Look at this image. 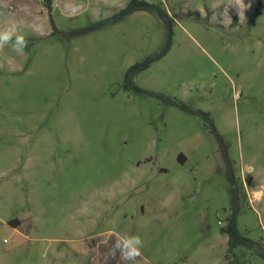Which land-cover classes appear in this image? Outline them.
<instances>
[{"label":"rangeland","instance_id":"1","mask_svg":"<svg viewBox=\"0 0 264 264\" xmlns=\"http://www.w3.org/2000/svg\"><path fill=\"white\" fill-rule=\"evenodd\" d=\"M49 1L0 0V264H264V0Z\"/></svg>","mask_w":264,"mask_h":264},{"label":"trees","instance_id":"2","mask_svg":"<svg viewBox=\"0 0 264 264\" xmlns=\"http://www.w3.org/2000/svg\"><path fill=\"white\" fill-rule=\"evenodd\" d=\"M129 10H131V12L133 11H137V10H143V11H155L159 14V16L162 19L166 18V13L162 10L157 9L156 7H154L151 4H148L144 1H137V0H132L131 4L129 5ZM119 20V18H117L115 21ZM52 25H54V23H52ZM168 51V48H166L162 53L160 54L158 58H161L166 52ZM153 60H150L149 62H147V64L141 66L138 68V66H134L132 68H130L125 76V84H124V88L126 90L128 89H133L134 91H136L137 93H148L145 92L144 90L140 89L139 87L135 86L134 83L132 82V78L134 76V74L139 71V70H143L145 68H147L149 66V64L152 62ZM150 95H152L151 93H148ZM181 107H183V105H180ZM201 113V112H200ZM202 115L206 116L207 114L201 113ZM213 132L216 136V138L218 139V141L221 144V152L223 154V157L225 159V161L227 163H229V158L227 156V151L226 148L224 146H222L223 141L222 138L220 136V134L217 133V131L213 128ZM228 180L230 182L231 185V194H232V202H233V209H232V214L230 215L227 225L225 228L222 229V233L228 235L229 240H228V245H229V251L234 250L238 245H245L248 248H254L256 246V243L253 242L252 240L244 237L239 229H238V224H237V217L239 214V192L237 189V183L235 178L233 177L232 173H228ZM264 256V255H263Z\"/></svg>","mask_w":264,"mask_h":264},{"label":"clouds","instance_id":"3","mask_svg":"<svg viewBox=\"0 0 264 264\" xmlns=\"http://www.w3.org/2000/svg\"><path fill=\"white\" fill-rule=\"evenodd\" d=\"M236 3L243 6V0H236ZM9 38L8 33L0 35V47H3ZM18 41L23 43L22 37H17ZM22 50V49H18ZM143 247V241L139 236L125 235L117 236L114 243L112 244L111 254L113 257L117 253L120 254V259L124 264H136L137 258L141 256V249Z\"/></svg>","mask_w":264,"mask_h":264},{"label":"flooded vegetation","instance_id":"4","mask_svg":"<svg viewBox=\"0 0 264 264\" xmlns=\"http://www.w3.org/2000/svg\"><path fill=\"white\" fill-rule=\"evenodd\" d=\"M45 4L47 5V0H45ZM130 13H131V10H129V7H128L121 13V16L123 17L127 14H130Z\"/></svg>","mask_w":264,"mask_h":264},{"label":"water","instance_id":"5","mask_svg":"<svg viewBox=\"0 0 264 264\" xmlns=\"http://www.w3.org/2000/svg\"><path fill=\"white\" fill-rule=\"evenodd\" d=\"M47 4H50V1L49 0H47Z\"/></svg>","mask_w":264,"mask_h":264},{"label":"crops","instance_id":"6","mask_svg":"<svg viewBox=\"0 0 264 264\" xmlns=\"http://www.w3.org/2000/svg\"><path fill=\"white\" fill-rule=\"evenodd\" d=\"M225 235H226V234H225ZM112 236H113L112 234L109 235V237H112Z\"/></svg>","mask_w":264,"mask_h":264}]
</instances>
